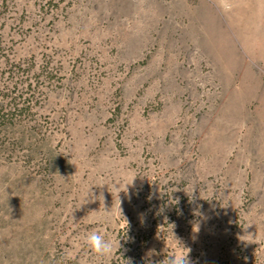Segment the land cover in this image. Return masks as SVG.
Listing matches in <instances>:
<instances>
[{"label":"rangeland","instance_id":"rangeland-1","mask_svg":"<svg viewBox=\"0 0 264 264\" xmlns=\"http://www.w3.org/2000/svg\"><path fill=\"white\" fill-rule=\"evenodd\" d=\"M229 4L0 0V264H264V0Z\"/></svg>","mask_w":264,"mask_h":264},{"label":"clouds","instance_id":"clouds-1","mask_svg":"<svg viewBox=\"0 0 264 264\" xmlns=\"http://www.w3.org/2000/svg\"><path fill=\"white\" fill-rule=\"evenodd\" d=\"M218 7H220L222 10L227 11L230 7L229 0H218ZM130 184H127V185H130ZM127 185H125V188ZM119 209H120V200H119ZM108 213L110 212L105 211V214H108ZM85 243L88 246L89 250L97 256L108 257V256H111L114 252L113 243L110 240H105L104 235L97 231H93L89 233L85 239ZM182 248L186 249L187 251L175 252L172 255L167 256L163 261L160 262V264H189L188 256L190 253V249L185 248L183 246Z\"/></svg>","mask_w":264,"mask_h":264},{"label":"trees","instance_id":"trees-1","mask_svg":"<svg viewBox=\"0 0 264 264\" xmlns=\"http://www.w3.org/2000/svg\"><path fill=\"white\" fill-rule=\"evenodd\" d=\"M0 111H1V109H0ZM2 115H4V113H2V114L0 115V117H2ZM0 129H2V128H0Z\"/></svg>","mask_w":264,"mask_h":264}]
</instances>
